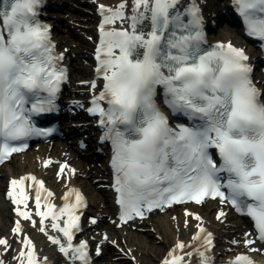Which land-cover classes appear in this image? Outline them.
Instances as JSON below:
<instances>
[{"label": "snow or ice", "instance_id": "obj_1", "mask_svg": "<svg viewBox=\"0 0 264 264\" xmlns=\"http://www.w3.org/2000/svg\"><path fill=\"white\" fill-rule=\"evenodd\" d=\"M42 3L2 0L0 5V163L27 149L31 137L52 131L37 127L33 116L58 107L60 85L67 78L52 26L40 19ZM233 5L247 34L264 40V0H233ZM128 7L129 0H120L115 8L98 6L103 18L95 67L102 86L88 108L99 114L100 139L111 144L121 220L143 218L146 212L177 203L203 205L220 198L254 220L257 235L248 232L246 239L233 243L252 252L264 250V88L252 78L246 50L231 41L208 43L198 0H131V12ZM117 21L123 26H115ZM88 83L97 87L95 79ZM65 168L71 165L64 163L62 178ZM28 179L12 178L9 195L19 216L36 225L26 210ZM31 180L35 183L37 177L31 175ZM39 185L54 195L43 180ZM72 192L77 193L75 203H65L58 212L50 201L47 211L40 208L39 192L35 203L40 217H52V227L67 237L50 236L60 250L73 264H91L88 241L73 243L82 215L77 209L87 204L83 193ZM185 212L203 220L199 212ZM65 214L66 225L61 221ZM226 216L221 209L219 217ZM13 232L23 234L20 220ZM195 240L198 246L187 252L183 250L190 246L179 241L161 264H216L209 252L215 246L214 233L201 224ZM22 244L18 264H41L32 238ZM0 246L8 251L9 239L0 238ZM43 264H48L47 257ZM226 264L258 262L240 252Z\"/></svg>", "mask_w": 264, "mask_h": 264}, {"label": "bare ground", "instance_id": "obj_2", "mask_svg": "<svg viewBox=\"0 0 264 264\" xmlns=\"http://www.w3.org/2000/svg\"><path fill=\"white\" fill-rule=\"evenodd\" d=\"M77 1L85 8L72 5L78 8L76 12H73L71 11L73 7L59 5L67 3V0H54L52 9L57 12L51 14L46 11L41 17L44 23L52 26L51 33L57 43L58 51L63 53L64 58L67 57L64 61L65 65L71 60L67 73L69 86L65 88L64 93L67 92L69 95L65 107L74 121L65 124L69 125L67 127L69 131L77 133L76 140L72 141L70 137H67L59 142L54 139L49 143L30 145L23 151L13 153L6 163L0 165V238L7 237L11 244V248L6 252L3 250L4 246H0V257L3 259V264H18L19 252L24 248L22 240L28 237H31L36 244L41 264L45 257L48 258V264H73V261L60 250L59 245L50 239V236L57 235L65 240L63 232L52 227L55 223L52 217L44 221L39 215L40 208L47 211L49 201L56 205L57 212L65 203H75L77 193H73L72 189L83 193L88 203L83 219L87 221L90 218V220L84 223L78 232V240L89 242L93 264H161L165 257H168L171 249L181 240L190 246L183 250L185 252L197 247L199 242L195 240V236L201 224L214 233L215 246L210 255L219 263L226 264L230 258L240 252H248L258 263L264 264V250L252 252L244 245L233 243L236 240L246 239L245 234L248 232L256 236L248 219L239 216L227 203L218 200L207 201L203 205L187 203L167 207V210L156 209L150 213L146 212L143 218L135 217L127 222L121 220L116 205L113 179L107 168L105 157L100 154L96 134L91 129L83 127L86 120L82 119L81 113L75 107V105L80 107L86 105L87 101L98 92L102 80V77H97L93 73L96 63L92 57L94 45L99 40V24L103 18L98 6L105 4L115 8L120 0ZM228 2L229 0H219L218 5L221 7V12L219 16L216 15L218 19L226 13ZM198 3L204 15L206 28L211 29L213 26L212 29H218L215 36L212 34L207 36L208 43L231 41L237 47L244 48L252 58L258 56L255 45L246 41L243 30L240 29L232 15L227 14L230 25L225 26V30H219L221 26L217 28V24L209 25L207 10L213 1L198 0ZM127 11L131 12V0H129ZM217 18L214 19L215 22ZM62 19H68L67 21L78 25L81 34L72 33L67 29L64 33H54V29H57L55 21ZM115 26L123 25L117 21ZM255 66L254 81L264 88V69L259 64ZM93 79L97 81L96 88L88 83ZM82 143L89 152H84ZM48 159L53 160L51 165L46 164ZM65 162L71 165V168H65L62 178L60 169ZM72 168L76 171L72 172ZM30 174L37 177L35 183L31 180ZM23 176H29V179L25 181V191L30 195L26 210L33 213L32 218L38 221L36 225L19 216L15 211L17 207L15 200L9 195L11 179H19ZM39 180H43L45 189H50L54 195L49 196L46 190L40 189ZM38 192L41 195L40 208L35 203V196ZM19 207L23 208L24 205H19ZM185 208L199 212L203 220H198L194 215L188 216ZM221 209L227 213L226 218L219 217ZM66 218V214L61 218L63 224ZM93 218H96L95 223ZM17 220H20L23 225V234L13 232ZM45 227L47 231H42ZM105 234H107V239H105ZM257 246H260L259 242ZM260 247L264 248V246ZM178 254H180L179 251ZM133 257L135 259H132ZM198 258L197 256L191 257L194 261ZM186 259L189 258L186 257Z\"/></svg>", "mask_w": 264, "mask_h": 264}, {"label": "rangeland", "instance_id": "obj_3", "mask_svg": "<svg viewBox=\"0 0 264 264\" xmlns=\"http://www.w3.org/2000/svg\"><path fill=\"white\" fill-rule=\"evenodd\" d=\"M213 1V3L210 5V7L208 8V10H207V15L210 17V19L212 18V15L214 14H217V12L215 11V9L213 8V7H215V5H218V3H219V0H211V2ZM215 2V3H214ZM51 3L54 5V0H51ZM59 5H66V6H71V7H73L74 9L73 10H71V11H73V12H76V10H78V8L77 7H82V8H85V6L83 5V4H80L77 0H67V3L65 2V4L64 3H62V4H59ZM72 5H76V6H72ZM68 19H62V20H56L55 21V27H57V29L55 28V32H60V33H64V31L67 29V30H69V31H71L72 33H77V34H81V31H80V29H79V27H78V25H76V24H73L71 21L69 22V21H67ZM214 23V22H213ZM211 25H212V19H211ZM220 26L222 27V28H220ZM225 24L223 23V22H220L219 21V24L217 25V28H220L219 30H225L226 28H225ZM216 31L218 32V29H215V33H216ZM74 140H76V137H74L73 138V140L72 141H74ZM53 141V140H52ZM55 141L56 142H59L60 140H56L55 139ZM86 152H88V151H86ZM85 152V153H86ZM95 163H99V162H95ZM89 220H90V218L89 219H87V221H86V223H88L89 222ZM119 249H117V251H118ZM121 255H123V254H121ZM124 256V255H123ZM128 259V258H127ZM133 259V258H132ZM131 259V260H132ZM130 260V259H129Z\"/></svg>", "mask_w": 264, "mask_h": 264}]
</instances>
